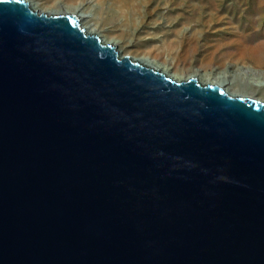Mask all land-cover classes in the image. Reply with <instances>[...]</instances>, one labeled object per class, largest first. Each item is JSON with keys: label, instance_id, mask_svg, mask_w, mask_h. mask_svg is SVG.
<instances>
[{"label": "water", "instance_id": "obj_1", "mask_svg": "<svg viewBox=\"0 0 264 264\" xmlns=\"http://www.w3.org/2000/svg\"><path fill=\"white\" fill-rule=\"evenodd\" d=\"M0 264H264V103L0 0Z\"/></svg>", "mask_w": 264, "mask_h": 264}, {"label": "rangeland", "instance_id": "obj_2", "mask_svg": "<svg viewBox=\"0 0 264 264\" xmlns=\"http://www.w3.org/2000/svg\"><path fill=\"white\" fill-rule=\"evenodd\" d=\"M35 1L44 6L58 2L79 7L92 2L93 12L99 15L96 25L107 37L131 40L129 53H159L169 63L176 61L181 40L191 39L193 47L185 53V66L211 64L217 72L207 70V74L264 97V87L256 85L259 71H264V0H151L147 5L139 0L130 9L123 8L125 16L117 13L120 17L114 20L107 13L117 9L120 0ZM253 52L257 53L254 57Z\"/></svg>", "mask_w": 264, "mask_h": 264}, {"label": "bare ground", "instance_id": "obj_3", "mask_svg": "<svg viewBox=\"0 0 264 264\" xmlns=\"http://www.w3.org/2000/svg\"><path fill=\"white\" fill-rule=\"evenodd\" d=\"M24 1L27 2L29 4L30 8L33 11H36L37 13H44V14L52 15V16L70 15V16L75 17L79 23L80 28H82L84 30V33L90 34V35H95L100 39V41L103 44H110V45L114 46L116 51H117V56L119 59H121L123 56L128 54V55H130L129 57H130L131 61L137 62L138 64L145 66V67H148V68H150L156 72H161L165 75V77H169L170 79H172L176 82H181V81L185 82V81H188L190 78L193 77L197 80L198 84H200L202 86H206V85L214 86L215 85V86H218L219 88H221L224 93H227L230 96L249 98V99H252L256 102L264 103V97L258 96L260 93L259 94L257 93V95H256L254 93H246V92L240 91V90L236 89L235 87H233L231 85L230 81L226 80V82H225V80L223 78H221L215 74L214 75L207 74V72H206L207 70H209V71L213 70V68H211V64L210 65L206 64L207 66H204L203 64H201L197 68H194L192 65H189V66L186 65L185 66L184 62L187 60V57H185V53H187V51L193 47L192 44L194 41H192L191 39H189V40L182 39L181 40V42H180L181 48L179 49V52H177L176 61H174L173 63H169L166 60H162L160 58L161 55L159 53H145V52L129 53L128 48H129L130 44H132V43H130L131 40L125 41L121 38H113V37L109 38V37H107L102 32V30H100V28L97 27V25H96L98 22L97 18H99L98 17L99 15H97L96 13L93 12L95 9V5H93L92 2H88L87 0H84V1H87L85 3V5L83 4L82 6L79 7V6H64L58 2L53 4L52 6H44L43 4H39L35 0H24ZM120 1H121L120 5L118 6L119 9L118 8L117 9L111 8L112 9V10H110L111 12L107 13V15L109 14L108 15L109 20L118 19L120 16L118 17L117 13H120V15L123 13L122 15L125 16L126 12H122L123 8L126 7L127 9H130L131 6L133 7L134 3L135 2L137 3L139 0H120ZM140 1H142L144 5H147L151 0H140ZM140 1L138 3H140ZM118 11H120V12H118ZM93 19L96 22H92ZM100 27H101V25H100ZM256 52L252 53L253 57L257 54ZM181 62H183L184 65L181 64ZM208 67H210V69H208ZM222 70L225 71L227 69L225 67V69H222ZM237 70H239V68H236L235 71H237ZM202 71H204V72L201 73ZM213 71L215 72L216 70H213ZM259 72L260 73L257 75L256 85L260 86V87H264V71H259ZM218 73L220 74L221 72H218ZM227 79H229V78H227Z\"/></svg>", "mask_w": 264, "mask_h": 264}]
</instances>
